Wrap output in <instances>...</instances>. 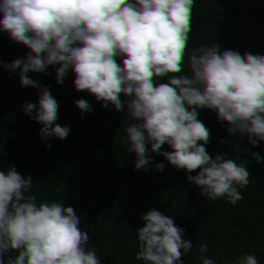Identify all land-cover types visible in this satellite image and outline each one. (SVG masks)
Here are the masks:
<instances>
[{"label":"trees","instance_id":"obj_1","mask_svg":"<svg viewBox=\"0 0 264 264\" xmlns=\"http://www.w3.org/2000/svg\"><path fill=\"white\" fill-rule=\"evenodd\" d=\"M8 234L16 264H264V0H0Z\"/></svg>","mask_w":264,"mask_h":264},{"label":"clouds","instance_id":"obj_2","mask_svg":"<svg viewBox=\"0 0 264 264\" xmlns=\"http://www.w3.org/2000/svg\"><path fill=\"white\" fill-rule=\"evenodd\" d=\"M128 164L134 168L139 167L137 159H130ZM20 247L21 240L16 235H0V264H16ZM175 256L179 257V261L174 258L172 264H191V253L188 249H177Z\"/></svg>","mask_w":264,"mask_h":264}]
</instances>
